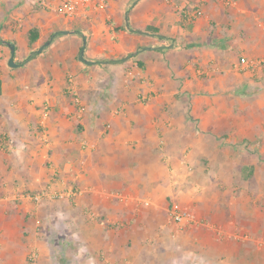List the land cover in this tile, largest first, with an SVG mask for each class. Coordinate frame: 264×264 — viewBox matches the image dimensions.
I'll return each instance as SVG.
<instances>
[{
    "label": "crops",
    "instance_id": "obj_1",
    "mask_svg": "<svg viewBox=\"0 0 264 264\" xmlns=\"http://www.w3.org/2000/svg\"><path fill=\"white\" fill-rule=\"evenodd\" d=\"M0 39V264H264V0H0Z\"/></svg>",
    "mask_w": 264,
    "mask_h": 264
},
{
    "label": "built area",
    "instance_id": "obj_2",
    "mask_svg": "<svg viewBox=\"0 0 264 264\" xmlns=\"http://www.w3.org/2000/svg\"><path fill=\"white\" fill-rule=\"evenodd\" d=\"M37 4L44 9L53 12L56 15H60L65 18L80 17L85 13L87 8L95 5L97 7H106L107 0H36ZM241 64H247L246 58H241ZM76 101L80 102V99L76 97ZM47 191H42L40 196L46 195ZM62 196V195H60ZM59 195L56 197H60ZM170 219L175 223H194L196 222L195 214L190 211L188 207L181 205L180 203H172L169 208ZM37 255H35L36 257Z\"/></svg>",
    "mask_w": 264,
    "mask_h": 264
},
{
    "label": "rangeland",
    "instance_id": "obj_3",
    "mask_svg": "<svg viewBox=\"0 0 264 264\" xmlns=\"http://www.w3.org/2000/svg\"><path fill=\"white\" fill-rule=\"evenodd\" d=\"M172 204V203H171ZM171 204L169 205V208H170V206H171ZM186 207V206H185ZM168 211H169V209H168ZM190 211H192L191 209H190ZM193 212V211H192ZM194 213V212H193ZM168 218H170V216H169V212H168ZM169 221L171 222L172 220H170L169 219ZM173 222V221H172ZM64 236V234L62 235V237ZM51 246H54V248H56L57 246H58V244H60V237H58L57 235L54 237H52L51 238ZM57 250V249H56ZM53 255V261L54 262H56V261H58V260H66V259H69V258H71V260H73V258H72V254L71 253H67L66 254V258H64L63 256H62V254L61 253H53L52 254ZM37 257H39V256H36L35 257V255L34 254H32V256H31V259H35V258H37ZM60 258V259H59ZM30 260V259H29ZM56 264V263H55Z\"/></svg>",
    "mask_w": 264,
    "mask_h": 264
},
{
    "label": "water",
    "instance_id": "obj_4",
    "mask_svg": "<svg viewBox=\"0 0 264 264\" xmlns=\"http://www.w3.org/2000/svg\"><path fill=\"white\" fill-rule=\"evenodd\" d=\"M128 19V18H127ZM85 43H86V40L84 39V44L83 46L81 47V60L85 61V62H90V61H87L85 58H84V50H85ZM10 48H11V57H10V60H9V65L12 66V67H15L17 66L18 64L16 62H14V54H15V45L13 44H10ZM42 48L39 50L41 51ZM91 63V62H90Z\"/></svg>",
    "mask_w": 264,
    "mask_h": 264
},
{
    "label": "trees",
    "instance_id": "obj_5",
    "mask_svg": "<svg viewBox=\"0 0 264 264\" xmlns=\"http://www.w3.org/2000/svg\"><path fill=\"white\" fill-rule=\"evenodd\" d=\"M148 31H156V28H154V27H152V26H148L147 28H146ZM37 32H36V30H32L31 32H30V43H32L33 41H35V39H37ZM0 41H1V39H0ZM34 53L35 52H33V53H31L28 57H27V59L26 60H28V59H30V58H32L33 57V55H34ZM1 92H2V82H1V80H0V94H1Z\"/></svg>",
    "mask_w": 264,
    "mask_h": 264
}]
</instances>
